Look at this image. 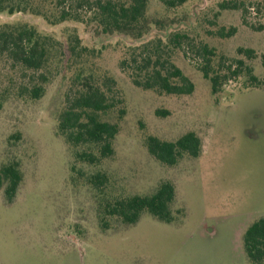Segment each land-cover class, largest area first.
Listing matches in <instances>:
<instances>
[{"label":"rangeland","instance_id":"rangeland-1","mask_svg":"<svg viewBox=\"0 0 264 264\" xmlns=\"http://www.w3.org/2000/svg\"><path fill=\"white\" fill-rule=\"evenodd\" d=\"M56 1L36 0L41 11ZM223 1L187 0L174 8L161 0L148 3L152 30L143 41L174 31L191 38L171 47L170 61L194 84L181 95L135 85L132 59L141 51L127 47L117 33L81 21L52 24L31 12L0 14V26L27 22L61 41L76 29L82 44L95 49L86 55L91 69L115 80L120 101L100 113L118 125L114 153L97 165L79 162L58 130L67 97L78 86L74 69L60 68L52 77L0 57V168L16 162L22 176L12 201L0 188V264H248L243 234L264 217V87H246L242 75L213 93L197 47L214 50L215 67L221 62L227 70L243 59L263 76L264 0H236L243 3L234 10H221ZM231 28L236 30L230 37L218 34ZM240 48L254 49V57ZM42 74L49 79L45 93L31 99L28 90ZM188 132L200 139L196 157L185 154L166 165L149 153L150 136L176 141ZM96 173L105 176L99 187L90 183ZM162 182L175 187L170 223L145 212L126 224L105 211L119 198L154 193Z\"/></svg>","mask_w":264,"mask_h":264},{"label":"trees","instance_id":"trees-1","mask_svg":"<svg viewBox=\"0 0 264 264\" xmlns=\"http://www.w3.org/2000/svg\"><path fill=\"white\" fill-rule=\"evenodd\" d=\"M150 0H57L50 10L41 11L36 0H0V14L7 12H31L43 15L52 24L66 20L95 24L104 34L122 37L130 49L141 51L133 57L136 62L132 78L135 85L144 89L157 88L168 94H190L194 84L183 71L170 61L171 47H181L186 40H191L187 32L174 31L154 40L143 38L152 30L146 16ZM166 8L183 5L187 0H161ZM67 2H73L60 8ZM243 2L225 0L219 4L221 10L239 9ZM49 12V13H47ZM235 28L228 31L221 29L218 34L230 37ZM65 41L50 35L42 34L37 27L27 22L5 23L0 26V57L6 55L22 70L38 71L45 69L52 77L62 71L74 69V80L78 86L73 94L67 97L66 105L58 120L59 133L75 147L76 160L91 165L99 164L102 159L114 153V139L118 125L104 121L100 113H106L116 107L119 98L116 96L115 80L106 74L94 73L88 64L86 55L95 49L82 44L76 29L72 30ZM134 37L141 42L127 43L125 37ZM171 45V46H170ZM250 58L255 50L240 48ZM203 56L200 70L211 83L213 93L221 90L227 81L244 75L246 87H264V75L256 74L253 68L246 65L243 59L231 63L227 70L212 63L214 50L206 44L197 47ZM165 52L167 56L162 53ZM137 57L140 56L138 60ZM29 88V97L39 99L46 90L47 76ZM75 82V83H76ZM0 98V109L3 107ZM149 153L166 165H175L185 154L196 157L200 151V139L194 132H188L176 141L161 140L150 136L147 141ZM21 172L16 162H9L0 168V188L5 187L7 201H12L20 186ZM90 183L98 186L105 183L102 173L91 175ZM175 196V187L171 182H162L152 194L133 195L117 199L105 206L108 215L119 216L124 223L134 224L143 213L170 223L173 220L171 205ZM243 248L248 264H264V217L251 223L243 234Z\"/></svg>","mask_w":264,"mask_h":264}]
</instances>
